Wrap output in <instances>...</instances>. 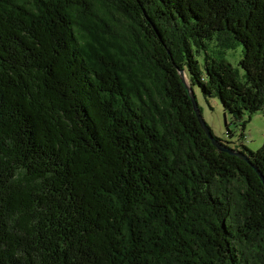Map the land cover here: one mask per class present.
Returning <instances> with one entry per match:
<instances>
[{
  "label": "trees",
  "instance_id": "16d2710c",
  "mask_svg": "<svg viewBox=\"0 0 264 264\" xmlns=\"http://www.w3.org/2000/svg\"><path fill=\"white\" fill-rule=\"evenodd\" d=\"M181 69L244 130L264 0H0V264H264V143L220 151Z\"/></svg>",
  "mask_w": 264,
  "mask_h": 264
},
{
  "label": "rangeland",
  "instance_id": "374dc122",
  "mask_svg": "<svg viewBox=\"0 0 264 264\" xmlns=\"http://www.w3.org/2000/svg\"><path fill=\"white\" fill-rule=\"evenodd\" d=\"M219 47L213 43L208 45V53L212 56L219 54ZM204 52L196 53L201 68L204 67ZM222 56L227 59L235 68L242 73L239 61L243 56V45L240 44L234 49H226ZM184 77L190 86L188 72L184 71ZM194 93L201 110V114L207 124L211 127L214 135L220 138L224 143L234 149L257 150L264 143V110L252 115L246 123L245 129H242L241 120H237L231 113L224 110L221 101L216 97H205L200 87L194 86ZM244 114L242 119H247ZM231 131V132H230ZM243 135V136H242Z\"/></svg>",
  "mask_w": 264,
  "mask_h": 264
},
{
  "label": "water",
  "instance_id": "95a60500",
  "mask_svg": "<svg viewBox=\"0 0 264 264\" xmlns=\"http://www.w3.org/2000/svg\"><path fill=\"white\" fill-rule=\"evenodd\" d=\"M180 73V77L181 80L183 82V84L186 86V89L188 91L189 97L192 100L193 103V107H194V111L195 114L198 118V121L201 125V127L203 128V130L205 131V133L207 134L208 138H210L212 140V143L220 150V151H224V152H228L229 154L235 155L239 158H241L244 161H247L250 163V158L248 156V154L242 150H236L234 148H231L230 146H228L227 144H225L224 142L220 141L213 133V131L211 130V127L207 124V122L205 121V119L203 118L202 114H201V110L198 106L196 97H195V93L194 90L192 89L191 86H189L187 84V81L184 77V70L181 69L179 71ZM253 168L256 170L257 174L259 175V177L261 178L263 184H264V174L255 166L253 165Z\"/></svg>",
  "mask_w": 264,
  "mask_h": 264
}]
</instances>
